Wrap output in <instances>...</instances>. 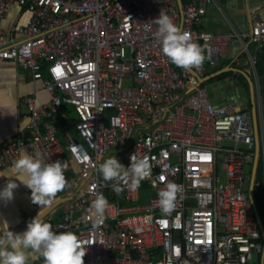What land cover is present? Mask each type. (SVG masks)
Returning <instances> with one entry per match:
<instances>
[{
	"label": "built area",
	"instance_id": "built-area-1",
	"mask_svg": "<svg viewBox=\"0 0 264 264\" xmlns=\"http://www.w3.org/2000/svg\"><path fill=\"white\" fill-rule=\"evenodd\" d=\"M16 4L29 13L8 31L2 20ZM221 0H0V61L12 60L40 80L49 100L22 98L25 131L0 147V167L23 152L63 160L65 199L55 231L70 230L85 243L84 264H264V228L253 198L260 166L264 210V112L255 94L258 145L251 108L214 105L197 77L203 63L173 64L160 46L155 18L169 15L190 33L215 67L234 38L203 28L208 7ZM249 68L264 49V20L248 34ZM76 115L71 120L63 108ZM58 117L64 144L58 136ZM73 129L74 134L70 133ZM147 155L151 175L116 193L98 164L115 155ZM168 181L183 186L171 214L161 212L158 192ZM62 192V193H61ZM109 201L103 221L88 214L97 194ZM151 194V195H150ZM145 200L144 203H140Z\"/></svg>",
	"mask_w": 264,
	"mask_h": 264
},
{
	"label": "clouds",
	"instance_id": "clouds-1",
	"mask_svg": "<svg viewBox=\"0 0 264 264\" xmlns=\"http://www.w3.org/2000/svg\"><path fill=\"white\" fill-rule=\"evenodd\" d=\"M158 25L157 35L163 54L176 66L188 68L203 63L204 55L200 45L192 40L189 32L181 31L168 14L160 12L155 18ZM130 163L125 166L115 155L108 156L97 168L104 181H114L111 185L116 193L123 191L121 182H128L130 189L138 188L141 180L151 175L150 159L147 155L132 153ZM67 165L60 159L45 161L39 152H23L12 162L11 171L16 179H7L0 187V200L10 201L13 189L18 187L17 180L27 186L33 203L48 206L55 194L66 186L64 170ZM183 186L168 181L158 192V206L161 212L171 214L176 208L178 193ZM108 199L101 193L91 200L88 214L94 222L103 221ZM7 222L0 224V264H28L29 256L40 253L45 264H84L86 248L78 235L66 230L57 232L52 224L42 216L36 215L27 222L22 232H14Z\"/></svg>",
	"mask_w": 264,
	"mask_h": 264
},
{
	"label": "crops",
	"instance_id": "crops-1",
	"mask_svg": "<svg viewBox=\"0 0 264 264\" xmlns=\"http://www.w3.org/2000/svg\"><path fill=\"white\" fill-rule=\"evenodd\" d=\"M220 5L222 13L214 7L207 8L203 18V28L220 35L234 32L240 38H234L226 48L225 56L219 60L218 65L212 67L211 71H207V75L219 70L223 71L221 75L209 83L215 89L217 86L214 87V85L218 80L227 81L228 84L233 82V87L242 91L241 87L248 82L238 70L249 74L245 52L248 50L253 53L254 46L250 43L248 34L255 20H264V0H221ZM28 18V12L13 4L3 17L2 28L4 31H8L16 23L25 24ZM250 45L253 46V50L249 49ZM207 60L204 58L203 61ZM250 77L254 80L252 76ZM28 95L35 96L37 105L44 104L49 100V95L44 90L40 80H33L27 71L12 60L0 61V147L10 138L17 136L21 131H25L29 112L21 100ZM244 100L247 102V98ZM63 109L68 112L71 120H76V115L71 108ZM58 123L60 124L57 126L58 136L61 143L64 144V133L61 131L63 122L59 117ZM70 133L74 134L73 129H70ZM37 152L39 151L35 150L32 153ZM42 158L44 159L43 156ZM62 161L66 162L68 159L64 157ZM12 162L5 167H0V187H3L7 179H16L9 177L13 175L11 171ZM17 184L18 187L13 189V198L10 201L0 200V224L7 222L5 227L8 226L14 232H22L25 230L27 222L36 215L42 216L44 220L51 218L50 222L59 221L62 203L68 198L65 194H62L59 200L53 199V202L48 206H39L31 201V190L19 180H17ZM28 264H45V258L40 253L32 254L29 256Z\"/></svg>",
	"mask_w": 264,
	"mask_h": 264
},
{
	"label": "water",
	"instance_id": "water-1",
	"mask_svg": "<svg viewBox=\"0 0 264 264\" xmlns=\"http://www.w3.org/2000/svg\"><path fill=\"white\" fill-rule=\"evenodd\" d=\"M192 75L196 76L194 71L188 67L186 68ZM222 70L216 71L212 74H208L203 78L197 77L198 82L205 85V90L207 91L208 97L211 99L214 105H222V104H232L235 107L236 111H239L243 104L246 103L244 99H246V94L242 93L239 88L233 87V82L227 83V81L222 82L221 80L216 81V88L209 83L212 79L217 78L222 74ZM238 72L247 80L249 88H250V96H251V118L252 125L254 130V136L256 144L258 145V130H257V113L254 107L255 103V93H254V81L250 77V75L242 70H238ZM260 85V100L262 104V109L264 112V76L259 78Z\"/></svg>",
	"mask_w": 264,
	"mask_h": 264
},
{
	"label": "trees",
	"instance_id": "trees-1",
	"mask_svg": "<svg viewBox=\"0 0 264 264\" xmlns=\"http://www.w3.org/2000/svg\"><path fill=\"white\" fill-rule=\"evenodd\" d=\"M257 72L260 76H264V50L261 53L257 54ZM261 174H260V166H257L256 174H255V182H254V190H253V198L255 201V205L259 214V218L261 224L264 228V210L261 205Z\"/></svg>",
	"mask_w": 264,
	"mask_h": 264
},
{
	"label": "rangeland",
	"instance_id": "rangeland-1",
	"mask_svg": "<svg viewBox=\"0 0 264 264\" xmlns=\"http://www.w3.org/2000/svg\"><path fill=\"white\" fill-rule=\"evenodd\" d=\"M250 50H253V46L250 45L249 46ZM203 64L205 66V68H207V71H211L213 68L211 65H209L208 60L207 61H203ZM255 70H253L252 68H249V74L250 76H252L254 78V93L256 94V91L259 89L260 91V85H259V78L261 77L258 72H257V62L255 64ZM239 82V80H237ZM244 81V80H243ZM240 83V82H239ZM214 87H216V85H214ZM257 101H259L261 103L260 97H257ZM262 105V104H261ZM251 108V102H246V104L243 105V108ZM151 195V194H150ZM145 200H141L140 203H144Z\"/></svg>",
	"mask_w": 264,
	"mask_h": 264
},
{
	"label": "flooded vegetation",
	"instance_id": "flooded-vegetation-1",
	"mask_svg": "<svg viewBox=\"0 0 264 264\" xmlns=\"http://www.w3.org/2000/svg\"><path fill=\"white\" fill-rule=\"evenodd\" d=\"M242 92H244V94H246L247 97V102H251V96H250V88L248 83H246L245 85H243L241 87Z\"/></svg>",
	"mask_w": 264,
	"mask_h": 264
}]
</instances>
